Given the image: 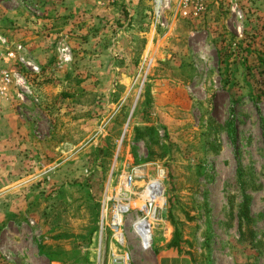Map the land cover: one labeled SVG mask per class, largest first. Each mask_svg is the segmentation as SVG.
<instances>
[{
    "label": "rangeland",
    "instance_id": "obj_1",
    "mask_svg": "<svg viewBox=\"0 0 264 264\" xmlns=\"http://www.w3.org/2000/svg\"><path fill=\"white\" fill-rule=\"evenodd\" d=\"M0 73V264H111L99 203L126 174L163 190L128 264H264V0H0Z\"/></svg>",
    "mask_w": 264,
    "mask_h": 264
},
{
    "label": "built area",
    "instance_id": "obj_2",
    "mask_svg": "<svg viewBox=\"0 0 264 264\" xmlns=\"http://www.w3.org/2000/svg\"><path fill=\"white\" fill-rule=\"evenodd\" d=\"M21 48L18 47L17 50ZM10 57L14 56L13 54L9 55ZM22 61V60H21ZM36 70V69H34ZM9 76L6 73H0V84L8 83ZM158 185V188L161 192V198L163 197V190L158 181H153ZM142 189L138 192L134 190L133 185V176L131 174H126L122 178L121 182L117 186V193L111 196L108 192H106L99 203L100 206V214H99V230L100 235H102L106 228H108L109 232L111 233L110 236V246L108 249V254L112 256L111 264H128L125 258H121L118 255L119 248H124L125 257H129L128 254L131 252L128 249L129 245V236L132 239L131 241H135L136 245L138 246L139 250L142 252L140 247V238L137 232V229L133 226L132 222L129 220V216L131 213H122L119 211L120 208L125 206L127 202L133 198L135 195L140 194ZM163 199H161L162 202ZM160 202V203H161ZM160 204L157 207H154V214L153 217L146 219L145 223L148 224V228L151 231L153 241V233L157 227V213L159 210ZM145 219V218H143ZM128 243V244H127ZM112 245H116L115 249L112 248ZM152 248V245H151Z\"/></svg>",
    "mask_w": 264,
    "mask_h": 264
},
{
    "label": "bare ground",
    "instance_id": "obj_3",
    "mask_svg": "<svg viewBox=\"0 0 264 264\" xmlns=\"http://www.w3.org/2000/svg\"><path fill=\"white\" fill-rule=\"evenodd\" d=\"M161 199V192L158 185L153 181H149L143 185L140 194L135 195L125 206L119 209L122 213L127 212L132 214L136 202L138 203L137 213L131 222L139 234L142 251L149 250L152 245V239L150 241V238H152L151 231L148 228V224L145 223V220L153 217L154 207L160 204Z\"/></svg>",
    "mask_w": 264,
    "mask_h": 264
},
{
    "label": "crops",
    "instance_id": "obj_4",
    "mask_svg": "<svg viewBox=\"0 0 264 264\" xmlns=\"http://www.w3.org/2000/svg\"><path fill=\"white\" fill-rule=\"evenodd\" d=\"M87 46L88 47H91V48L93 47V45L91 43H87V45H82L80 48H82V50H85L87 48ZM30 48H31L30 50H32L33 52L35 51L33 54L37 53V56L33 57V59H32L33 60V63L36 64L38 62V65L40 64V67L42 69H44L46 67H49V66H51L53 64V62H54V54H52L50 52V49H46V48L41 47L39 45V42L38 41L31 42L30 43ZM109 50H110V48H109ZM101 51H104V50L102 48H100V47H97V52L94 54L95 56L89 57L87 54L86 55L82 54V55L85 58V60H88L90 63H93V64L96 65V64H100L101 63V61L99 59V57L102 54V53H100ZM47 53H49V55ZM38 54L40 56H38ZM42 54H43V56H42ZM95 58H98V59L97 60H94ZM35 60H38V61H35ZM89 62H87V63H81V64L88 65ZM94 74L95 75L97 74L96 77H95L97 80H100L101 81L103 79H107L106 73L105 74H102L101 77H99V75H98L99 72L98 73H94ZM74 77L75 78H78L80 80V88H77V89L72 90V92H75V90H76L77 95L80 94V93H81V95L88 94V93H89L88 95H90L91 93L94 94V95H98V94H100L102 92V90L100 88L93 89V90L89 89L90 88L89 87V84H88V81L90 79V75L89 74H83V73H81V75H80L79 72H76V73H74ZM65 94L67 96L73 95L71 93H64V95ZM65 107L66 106H63V109ZM48 108L50 110L53 108L54 111H57L58 110V107H56L54 105H48ZM60 108H62V106ZM42 110H43V108H42Z\"/></svg>",
    "mask_w": 264,
    "mask_h": 264
},
{
    "label": "trees",
    "instance_id": "obj_5",
    "mask_svg": "<svg viewBox=\"0 0 264 264\" xmlns=\"http://www.w3.org/2000/svg\"><path fill=\"white\" fill-rule=\"evenodd\" d=\"M249 211H250L249 200L247 198H244L240 205L239 215H238L239 241L240 243H244L245 245H248L251 248H257V246L260 245V242L252 237L251 232L248 235V239H244L243 234H241L243 228L244 230L249 229L248 226L251 223Z\"/></svg>",
    "mask_w": 264,
    "mask_h": 264
}]
</instances>
